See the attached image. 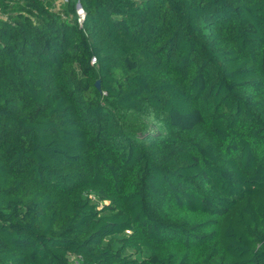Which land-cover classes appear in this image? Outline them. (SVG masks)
Instances as JSON below:
<instances>
[{
  "label": "trees",
  "instance_id": "trees-1",
  "mask_svg": "<svg viewBox=\"0 0 264 264\" xmlns=\"http://www.w3.org/2000/svg\"><path fill=\"white\" fill-rule=\"evenodd\" d=\"M0 264H264V0H0Z\"/></svg>",
  "mask_w": 264,
  "mask_h": 264
},
{
  "label": "built area",
  "instance_id": "built-area-1",
  "mask_svg": "<svg viewBox=\"0 0 264 264\" xmlns=\"http://www.w3.org/2000/svg\"><path fill=\"white\" fill-rule=\"evenodd\" d=\"M60 1L63 2L64 0H60ZM76 12H77V14L79 16V22H80V20L83 17V11H82V9H81L79 4H77V6H76ZM92 64H94V60H92Z\"/></svg>",
  "mask_w": 264,
  "mask_h": 264
},
{
  "label": "water",
  "instance_id": "water-1",
  "mask_svg": "<svg viewBox=\"0 0 264 264\" xmlns=\"http://www.w3.org/2000/svg\"><path fill=\"white\" fill-rule=\"evenodd\" d=\"M96 88L99 89V82L97 81L95 84Z\"/></svg>",
  "mask_w": 264,
  "mask_h": 264
}]
</instances>
